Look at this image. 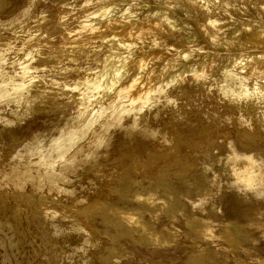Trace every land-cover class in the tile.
Returning a JSON list of instances; mask_svg holds the SVG:
<instances>
[{
    "label": "rangeland",
    "instance_id": "obj_1",
    "mask_svg": "<svg viewBox=\"0 0 264 264\" xmlns=\"http://www.w3.org/2000/svg\"><path fill=\"white\" fill-rule=\"evenodd\" d=\"M0 264H264V0H0Z\"/></svg>",
    "mask_w": 264,
    "mask_h": 264
},
{
    "label": "bare ground",
    "instance_id": "obj_2",
    "mask_svg": "<svg viewBox=\"0 0 264 264\" xmlns=\"http://www.w3.org/2000/svg\"><path fill=\"white\" fill-rule=\"evenodd\" d=\"M249 181V180H248ZM247 183H249V182H247ZM138 195V194H137ZM139 197V196H138ZM139 198H141V197H139ZM145 200V199H144ZM147 200H149V199H147ZM149 204V203H148ZM158 204V203H157ZM151 205V204H150ZM155 205V204H154ZM152 207V206H151ZM155 208V207H154ZM151 212V211H150ZM199 227V226H198ZM201 227V226H200ZM204 228V227H203ZM194 229V228H193ZM200 229V228H199ZM210 230V229H209ZM225 231V230H224ZM201 234V233H200ZM199 234V235H200ZM212 234V233H211ZM227 234H229V233H227ZM226 234V235H227ZM235 234V233H234ZM237 235V234H236ZM203 236V235H202ZM213 236H215V235H213ZM198 237V236H197ZM201 237V236H200ZM210 237V236H209ZM216 237V236H215ZM222 237V236H221ZM225 238V237H224ZM203 239V238H202ZM226 239V238H225ZM227 240V239H226ZM230 240H231V238H230ZM234 240H235V238H234ZM238 240V239H237ZM229 241V240H228ZM239 241V240H238ZM228 243V242H227ZM229 246H230V244H229Z\"/></svg>",
    "mask_w": 264,
    "mask_h": 264
}]
</instances>
